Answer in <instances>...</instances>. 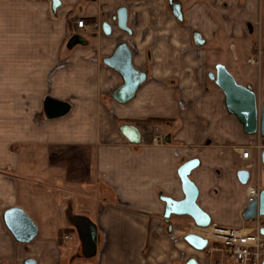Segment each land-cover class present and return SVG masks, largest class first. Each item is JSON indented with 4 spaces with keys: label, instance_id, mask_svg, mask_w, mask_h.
Listing matches in <instances>:
<instances>
[{
    "label": "crops",
    "instance_id": "0c3cea01",
    "mask_svg": "<svg viewBox=\"0 0 264 264\" xmlns=\"http://www.w3.org/2000/svg\"><path fill=\"white\" fill-rule=\"evenodd\" d=\"M178 1L184 19L171 14L168 22L155 7L165 2V10L167 0H61L56 11L50 0H0V212L18 207L23 180L39 229L28 245L12 235L0 240V264H177L182 250L198 257L181 239L193 221L166 222L162 201L184 199L178 170L194 159L191 180L212 225L246 224L249 188L264 189L263 150L254 147L250 161L240 151L263 138L244 132L213 81L195 79V49L167 36L175 24L193 42L196 25H215V33L241 39L247 27L253 34L259 0ZM121 7L132 35L116 27ZM80 17L100 28L74 35ZM235 23L247 25L240 35ZM120 43L146 75L127 104L113 98L123 77L104 63ZM126 125L137 127L139 143L123 135ZM242 169L251 174L247 185ZM66 229L73 232L60 241ZM170 242L177 251L163 261Z\"/></svg>",
    "mask_w": 264,
    "mask_h": 264
},
{
    "label": "water",
    "instance_id": "95a60500",
    "mask_svg": "<svg viewBox=\"0 0 264 264\" xmlns=\"http://www.w3.org/2000/svg\"><path fill=\"white\" fill-rule=\"evenodd\" d=\"M52 9L56 11L61 6V0H50ZM133 2L136 0H128ZM171 14L183 21V6L178 0H167ZM129 10L127 7H121L116 15V27L121 31L132 35V29L129 27ZM103 32L110 36L113 32V26L105 22ZM193 43L197 48L206 46V39L202 33L196 31L193 34ZM104 63L117 71L124 80V84L118 88L113 98L121 103L131 102L139 88L146 81V75L138 71L133 64L132 51L127 43H120L114 54L105 59ZM216 72H210L208 77L223 92L225 96V106L229 114L237 117L242 124L244 132L248 135H260L264 138V103L259 104L258 96L251 85H241L237 82L234 75L223 64H217ZM121 132L131 142H140V132L135 126L126 125L121 127ZM262 164L264 165V150L260 154ZM200 165L197 159L188 161L180 166L178 176L181 180L184 199L175 200L170 197H162L165 203L164 219L170 223L173 217H189L193 223L200 228H208L212 225V219L198 204L199 190L191 180L192 172ZM238 178L243 185L249 183L251 174L247 169L239 170ZM264 217V189L259 191L258 198L250 203L242 213L245 222ZM4 224L12 237L21 244L31 243L39 234V229L28 214L21 208L14 207L8 209L3 215ZM264 236V227L261 229ZM183 241L196 251H204L209 241L201 236L189 233L183 237ZM25 264H37L35 260L28 259ZM186 264H199L196 258H190Z\"/></svg>",
    "mask_w": 264,
    "mask_h": 264
},
{
    "label": "rangeland",
    "instance_id": "374dc122",
    "mask_svg": "<svg viewBox=\"0 0 264 264\" xmlns=\"http://www.w3.org/2000/svg\"><path fill=\"white\" fill-rule=\"evenodd\" d=\"M164 3L165 2L157 3L155 4V7H161L163 9V14H165L164 16H167L169 19V15H171V13L169 12L168 6L164 10ZM257 18V21L253 22V34H250L247 25H243L242 23L234 24L235 31L233 32V35H240V27H247V30L244 32V36H242L241 39H235V37L233 38L230 36L226 37L225 33H215L212 30L215 25H209L205 30L202 29V25H196V29L194 31L201 32L207 40L206 46L203 48H197L193 45L192 33L190 35L187 34L186 42L183 35L181 33L178 34L181 32V29L178 33L174 31L173 28L175 24L170 27V29L172 28L171 30L173 33H170L167 37L170 38V36H175L173 38H177L179 40L183 39L185 41V45L187 44L186 47L195 49V79L202 78L209 80L208 73H215L216 64H223L226 66V68L230 67V70H232L230 72H232L239 84L245 86L251 85L253 87L258 96L259 104L262 105L264 103V0H259ZM165 21L174 22V20L171 19ZM184 24L185 22L183 25ZM163 25L164 28L167 27L166 22H164ZM177 47L183 49V46L182 44L180 45V43ZM186 73L188 74L189 72H185V74ZM30 190V184H26V182H23V180L20 181L18 189V208L24 210L31 218V215H29V210H31L29 204L30 200L32 201ZM1 214L2 213L0 212V240L5 243L8 241V239H11V234L5 227ZM179 218H182L188 227L190 222H192L189 217ZM187 226H185L186 229H188ZM166 245L167 246L163 249V261H165V259H170L173 252L177 251V247L173 243L170 242L169 245ZM186 258L189 259L190 254L186 250H182L178 253V256L174 260L178 261H176L177 264H183V260Z\"/></svg>",
    "mask_w": 264,
    "mask_h": 264
},
{
    "label": "built area",
    "instance_id": "2783aa9c",
    "mask_svg": "<svg viewBox=\"0 0 264 264\" xmlns=\"http://www.w3.org/2000/svg\"><path fill=\"white\" fill-rule=\"evenodd\" d=\"M99 28L100 25L88 24L85 18L80 17L75 20L74 35L91 33L92 30ZM163 140L162 135L154 139L156 143ZM254 147L264 150V138L259 144L243 148L240 151L241 159L250 161ZM258 195V189L249 188L248 205L256 200ZM263 227L264 217L261 216L246 222L241 227L211 225L208 228H200L192 223L190 228L183 232L181 239L183 240V237L189 233H194L209 241L204 251L199 252L193 249L198 256L196 259L199 264H264V236L261 234ZM197 230L203 231L198 233ZM189 259H184L183 264H186Z\"/></svg>",
    "mask_w": 264,
    "mask_h": 264
},
{
    "label": "trees",
    "instance_id": "16d2710c",
    "mask_svg": "<svg viewBox=\"0 0 264 264\" xmlns=\"http://www.w3.org/2000/svg\"><path fill=\"white\" fill-rule=\"evenodd\" d=\"M73 231L71 229H66V230H62L60 231L59 233V238H60V241L61 239L65 238L66 236H68L69 234H71Z\"/></svg>",
    "mask_w": 264,
    "mask_h": 264
},
{
    "label": "bare ground",
    "instance_id": "6f19581e",
    "mask_svg": "<svg viewBox=\"0 0 264 264\" xmlns=\"http://www.w3.org/2000/svg\"><path fill=\"white\" fill-rule=\"evenodd\" d=\"M198 231V233H201V231H203V230H197Z\"/></svg>",
    "mask_w": 264,
    "mask_h": 264
},
{
    "label": "flooded vegetation",
    "instance_id": "af4514ba",
    "mask_svg": "<svg viewBox=\"0 0 264 264\" xmlns=\"http://www.w3.org/2000/svg\"><path fill=\"white\" fill-rule=\"evenodd\" d=\"M116 15H117V13H116ZM114 21L116 22V18L114 19Z\"/></svg>",
    "mask_w": 264,
    "mask_h": 264
}]
</instances>
